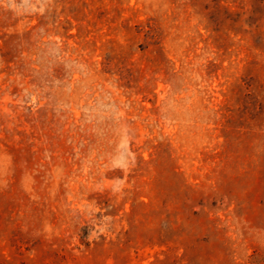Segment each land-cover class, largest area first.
Masks as SVG:
<instances>
[{
  "label": "rangeland",
  "instance_id": "374dc122",
  "mask_svg": "<svg viewBox=\"0 0 264 264\" xmlns=\"http://www.w3.org/2000/svg\"><path fill=\"white\" fill-rule=\"evenodd\" d=\"M0 264H264V0H0Z\"/></svg>",
  "mask_w": 264,
  "mask_h": 264
}]
</instances>
